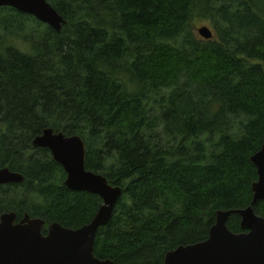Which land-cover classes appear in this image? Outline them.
<instances>
[{"label": "trees", "instance_id": "16d2710c", "mask_svg": "<svg viewBox=\"0 0 264 264\" xmlns=\"http://www.w3.org/2000/svg\"><path fill=\"white\" fill-rule=\"evenodd\" d=\"M48 1L67 22L62 32L30 35L28 53L0 38V170L24 177L0 187V219L28 214L47 235L55 223L90 224L102 207L65 188L62 166L32 147L48 129L82 138L87 170L123 189L95 241L100 260L164 264L206 241L218 212L252 206V158L264 143V0ZM197 18L213 22L216 42L192 37ZM254 209L264 218V203ZM228 227L242 233L241 217Z\"/></svg>", "mask_w": 264, "mask_h": 264}, {"label": "water", "instance_id": "95a60500", "mask_svg": "<svg viewBox=\"0 0 264 264\" xmlns=\"http://www.w3.org/2000/svg\"><path fill=\"white\" fill-rule=\"evenodd\" d=\"M0 8L14 9L34 17L37 21L62 32L65 18L48 0H0ZM205 40H212V31L198 30ZM34 149L48 150L67 177L64 187L72 192H84L101 198L103 205L93 221L77 230L55 223L43 234L47 223L32 219L28 214L17 222L15 213H6L0 219V264H114L100 260L94 254L95 241L100 230L107 227L123 196L121 187L86 168L87 149L80 137H67L48 129L32 143ZM257 168L258 181L253 184L252 206L243 210L220 211L209 238L193 245L180 246L169 252L164 264H264V218L258 216L254 206L264 203V143L252 158ZM24 177L9 168L0 170V187L20 185ZM241 217L242 233H233L228 227L231 216Z\"/></svg>", "mask_w": 264, "mask_h": 264}, {"label": "rangeland", "instance_id": "374dc122", "mask_svg": "<svg viewBox=\"0 0 264 264\" xmlns=\"http://www.w3.org/2000/svg\"><path fill=\"white\" fill-rule=\"evenodd\" d=\"M7 14L8 13L0 12V38L4 40V43L7 46L18 48L25 53L30 52V35L34 37L39 36L43 30H45V26L47 25L41 23V26L37 23L39 21L35 22L32 19L28 20V18L23 16H16L15 18L10 19ZM4 19H8V21L5 23ZM3 24H6L7 28H5ZM203 27H207L212 31L214 37L211 42H216L218 40V32L214 27L213 22L201 18H197L192 23V37L197 41L207 42L198 32V30Z\"/></svg>", "mask_w": 264, "mask_h": 264}]
</instances>
